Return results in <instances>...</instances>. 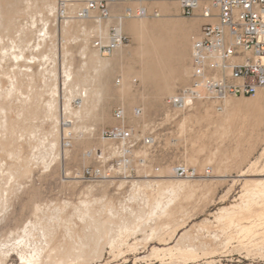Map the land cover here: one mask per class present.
Segmentation results:
<instances>
[{
  "label": "bare ground",
  "instance_id": "1",
  "mask_svg": "<svg viewBox=\"0 0 264 264\" xmlns=\"http://www.w3.org/2000/svg\"><path fill=\"white\" fill-rule=\"evenodd\" d=\"M18 3L24 4L23 9H18ZM34 3L33 0H0V17L2 19L7 17L5 20H0V28L3 29L2 33H5V35L0 36V43L7 41L9 44V47L4 46L5 48L0 50L2 55L0 60V89L2 90V96L0 95V98L2 97V102L0 101V178L7 175V180L4 182L8 181L7 184L11 181L14 182L10 188H5L0 184V264H55L69 261L71 258L75 260L83 258L85 260L87 259L85 257L88 256L90 258L93 254L102 253L103 241L108 240L106 243L109 244V238L112 237L110 234L114 231L113 226L117 225L119 215L125 214V212L126 215L123 214L121 217L123 222V219L128 222L131 218L134 220L133 223L131 222L133 227L125 225L126 232L133 231L135 233L137 229L142 230L141 227L144 224L154 222V226L151 227L150 238L156 237L161 241V245H164L163 242L166 241L163 236L166 232L174 226H180V215L182 216L184 211L183 204L179 202L181 194L187 191L194 193L198 188H201L200 190L202 188L211 189L214 181L208 183V181H197L191 178L171 180L168 179L171 176L167 177L163 174L156 176L155 180L131 181L138 191L144 187L146 196L143 201L148 212L145 211L146 209L141 211L134 208H130L129 211V208L127 209V206L123 205L122 209L119 208L121 209L120 213L110 204L107 210L109 215L105 218L100 217L104 215H99L96 211L91 210L87 201L81 202L82 206H85L84 209L80 208L81 206L75 207L74 213L68 211L70 204L66 202L64 206L60 203L56 206L53 203V207L50 205L51 203L44 206L42 204V191L34 185L30 188L28 201L19 202L21 204L20 211L18 212L14 208L16 201L20 200V190L25 189V187L22 188L21 181L32 179L34 173L32 163L33 160L39 158L36 153H32V157L25 156V144L22 142V138L25 134L30 135V137L32 135L33 139L37 137L35 134L36 122H39L38 119L42 117L43 113L46 117L57 122L54 124L55 127H52L53 135L59 132V122L57 121L59 117H57L58 114L56 115L58 98H55L59 91H57L59 84L56 83L59 66L55 67L57 64L56 57H58L55 55L56 52L58 53L56 41H58L57 32L59 30L56 31L55 24H53V18L58 13V3L56 0H48L46 19H43V14L38 16L40 20L35 19L36 16L31 17L29 14L31 21L28 24L18 18L22 16L21 14L27 16L30 10L33 11ZM6 4L7 10L4 9ZM128 4L130 6L116 5L112 7V17L108 21H102L97 17V13H92L90 18L77 19V21H69L65 18L66 23L63 21V24L61 23L63 25L60 28L62 39L69 42L68 44L73 39L74 45L77 44L76 46L80 47V54H78L81 60L77 65V70L72 68L71 60H68V56L71 55L70 57H72V53H69L67 47H64L63 56L60 57H63V62H61L63 68L61 69L64 73V89L66 91L70 89V94L76 93L80 96L81 107L77 110L73 108L72 96L63 97L65 98L63 107L65 121L63 125L69 126L66 121L69 113L72 114L74 120H70L73 121L71 127L62 128L64 139H71L69 145L63 143L60 147V137L54 136L55 139L52 143L56 148L55 160L59 156L77 159L79 155H82L87 161L86 150L96 151L94 148L97 149V146L103 147L104 154L118 155L119 157L115 143L104 138H96L97 126L114 121L109 114V105L115 102L132 105L136 100L132 82H136V78H139L143 85L154 84L157 88L155 96L157 95L158 100L166 94L171 95V97L174 96L177 83H186L190 78L192 43L205 21L201 18L191 21L179 18L180 6L171 0H154V4L160 9L162 17L158 16L154 20L143 17L124 18L122 15L125 14L127 8L135 10L140 5L149 6L147 2L133 1ZM39 11H43V9ZM50 17H53V20ZM112 27L129 34L133 38L135 47L131 50L126 49V47L119 48L115 51L112 59L103 58L94 48L93 42L95 38L106 41ZM92 38L94 39L92 40ZM27 50L31 53L27 54ZM73 58L71 59L75 61ZM48 62L50 65L46 68L48 64L45 63ZM3 63L7 64L8 67H4ZM72 69H75L76 72H73L75 70ZM119 72L122 79L119 80L118 85L114 86L113 81L115 79L118 81L116 74ZM42 80L45 81L44 85L51 95H49L51 98L48 100L43 98V94L40 93L41 90H38ZM47 80L52 81V83ZM205 103L216 104L215 102L198 101L188 112L195 111L199 105ZM223 104V108L220 110L205 106L203 113L198 111L195 115H189L181 122L179 131L182 135L195 121L200 124L206 122L208 125H215V130L212 132L208 144L204 141L207 137L204 131L201 130L197 134L196 140L201 144L199 153H204L208 149L203 160L199 158L200 155L195 154L188 157L185 164L179 165L192 166L196 170L199 166L203 172L209 168L212 171V176L218 177V174L226 175L229 171L231 159L232 162L240 166L247 161L250 165L249 170L255 173L252 176L256 178L245 184L242 202L222 209L217 221L222 228L237 225L241 233L249 234L264 220V174H260L258 171V161L251 159L260 140L257 130L264 125L263 97L261 94L255 97H243L240 100L229 97L224 100ZM136 117H129L128 120L136 123ZM167 118H170V115H167ZM243 121L249 126H253L251 138L248 140L239 136V125ZM227 141L236 145L230 153L228 152L231 149H226ZM68 146L73 147L72 151L67 149ZM37 163H39L38 160ZM134 164L132 163L131 167H134ZM50 166L47 164L45 168ZM129 168L122 170L129 172L127 170ZM256 172L258 173L256 174ZM240 173L241 177L247 174L243 171ZM125 178L130 177L126 176ZM110 183V181L104 182L105 185ZM125 183L122 182L120 187H123ZM87 189L90 190L93 187H87ZM210 194L207 193V195ZM136 199V193H133L130 200ZM119 205L121 206V204ZM12 207L13 209L10 211ZM51 207L54 208V211ZM74 215L78 216L79 222L81 221L79 226L76 224L72 226L71 221ZM119 223L121 224V222ZM201 227L203 228L205 225ZM127 237L128 234L126 238L121 237L120 242L125 243ZM188 237L189 234L185 233L174 247L155 250L154 252L171 253L173 250H178L181 248V243ZM115 241L114 239L110 242L112 251L115 247ZM120 246L122 245L118 247ZM201 246L209 248L212 245L211 242L206 241ZM132 248L133 251H137L136 246ZM186 250L187 248L185 252ZM191 250L195 251L192 248ZM101 257L102 255L99 258Z\"/></svg>",
  "mask_w": 264,
  "mask_h": 264
},
{
  "label": "rangeland",
  "instance_id": "2",
  "mask_svg": "<svg viewBox=\"0 0 264 264\" xmlns=\"http://www.w3.org/2000/svg\"><path fill=\"white\" fill-rule=\"evenodd\" d=\"M77 1H82V0H77ZM171 1L177 3L175 0H171ZM33 2H35L34 3L35 7H33L32 9L33 11L30 10L27 16L21 14L22 16H25L23 18L22 16L18 17L21 18L24 22H27L28 24L31 21L30 18L32 16L33 17L36 16L37 18L35 17V19L37 20H40V18L38 17L39 15L43 14L44 15L43 19H46L45 17L48 16L46 15L48 0H33ZM56 2L58 3V13L56 14V17L58 16L57 17L58 20L56 19V17L55 18L50 17V19L52 18L54 19V20L52 19L55 22V23L53 22V24H55L54 27L56 28V31L59 30V32H57L58 35L57 40L59 42L56 41L58 43V45L56 44V49H58L56 51H58V53L56 52L55 55L58 56L56 57L57 64L55 65V67H57V65L59 66L58 69L56 68L57 71L59 72V73L57 72L58 80L56 79L57 81L56 83L59 84V89L57 85V91L58 90L59 91L57 92L58 94L55 96V98H58L56 115L58 114L57 117H59L57 119V121L59 122L58 123L59 132L56 133L54 132L55 134L53 135V128L55 127L54 124H57V122L56 121L54 122L52 118L46 117L45 113H43L41 115L42 117L40 116L41 118L38 119L39 122H36L37 124L35 123L36 124L35 134H37L36 135L37 137L33 139V136L31 135L32 139H30L31 138L30 135L25 134L24 137L22 138L23 140L21 139L22 142L25 144L24 145L25 156L32 157L33 155L32 153L34 154L36 153L37 157L39 156L40 159L36 158L35 161L33 160L32 164H33L34 173L32 174V179L21 181L22 188L25 187V189L20 190L21 192L19 193L20 200L16 201V205L14 208L18 212L20 211L21 208L20 203L28 201L30 188L31 186L34 185L36 187H39L42 191L43 202L42 201L41 202L42 204H44V206L45 204H50V203L51 206L53 203L54 206H56L59 203L60 205L64 206V203L66 202L70 204L68 211L71 213L75 212V207L81 206L80 208L84 209L85 206L84 205L82 206L81 204L82 201H87L89 203V208L91 210L96 211L99 215L100 214L104 215V216H100L102 218L103 217L105 218L109 215L107 210L110 204L113 205L116 211H120V213L123 205L124 206L126 205L127 207L126 206L125 207L127 209L129 208L128 209L129 211L130 208H134L136 210L140 209L141 211H144L146 209L145 211L148 212V208L145 207L143 201V198H145L146 196V191L144 190V187H142L141 191H138L137 187H135L133 182L131 181L141 182L145 180H155L156 179L155 177L159 176V174L160 175L163 174L167 177L171 176V178H168L171 180L184 179V178L175 177L172 172L173 168L179 164H185L187 162V158L190 157L191 155L198 154V156L200 155L199 158L203 160V158L208 153V149L204 151V153H199L201 144L196 140L197 134L201 130L204 131L207 134V137L204 139V141L206 142V144H208L210 142L209 139H211L212 132L215 130V125H208V123L206 122L200 124L197 121H195L194 123H192V125H190V128L186 130V133L185 134L183 133V135L179 131V127H180L179 125L184 120V118L188 117L189 115H195L198 111L203 113L204 112L203 107L205 106L215 107L213 109L216 108L219 110L222 109L224 105L223 104L224 101L222 102L211 101V102H215L216 104L213 103L201 104L197 107L195 111L191 113L185 112L181 114H172L168 105V99L171 97V95L166 94L160 100H158L157 95L155 96L157 91L156 86L154 84L143 85L141 83V80L135 77L137 81L132 82L134 93H136L135 94L136 97H134L136 98V100H134V103L132 105H127L119 102L110 104L109 114L111 119L114 121H109L107 123L97 126V132H96V138L98 139L104 138L103 132L118 124L117 121H115V116H114L115 111L118 109H122L124 110L126 117L125 126L133 130L138 139L143 140L147 136L152 135L155 139V144L153 147H147L142 142L138 143V146L134 151V157L132 160V163L133 164L135 163L133 169L129 172H126L125 170L118 169L116 166L114 170H110L112 166L116 163L118 155L115 156L111 154L110 155L104 154V149L101 146H97V149L95 147L94 150L96 151L93 152H91L89 149L86 150V153L88 154L87 161L84 159L82 155H79L77 159L74 158L72 159L67 157L66 159L64 156H59L58 159L60 157L61 158L59 160L58 159L55 160L54 158L56 156V148L53 146L52 143L55 139L54 136L58 135V137H60L59 138L60 147H62L63 143L69 145L71 139L70 138L64 139L62 128L71 127L73 125V121L70 120H74L72 114L69 113L67 114V117L68 115L69 117L66 120L68 123L66 124L69 126L63 125L65 121L64 120L65 115L63 114L65 98L63 97L72 96L73 108L77 110L81 107L80 105L77 104V100H80V96L77 95L76 93L70 94V89L68 90L69 93L68 91H66V89H64L65 88V86L63 85L64 73L63 70L61 69L63 68L61 63L63 62L62 60L63 57H60L63 56L62 53L64 52V47H67L69 53H72V57H70L71 55L68 56V60L69 61L71 60L72 68L76 69L78 67L77 66L78 63H80L81 60L79 57L80 47L76 46L77 44L74 45L75 42L73 43V39L70 40V44H68L69 42H67L66 40L62 39L63 37L60 28L63 25H61V23L62 24L63 22L66 23V21L65 18L60 17L61 16L59 11L60 0H56ZM22 4L21 3L17 4V6H19L18 9L21 8L23 9L24 4L23 5ZM74 4L75 5L72 7L71 10L72 12H77L84 5L83 2H76ZM76 4L79 5L77 6ZM147 4L149 5L147 6V8L149 10L150 15L148 17H143V18H147L149 20L156 19L157 17L152 15L154 11H158L160 13V17H162V13L160 9L154 4V0L148 1ZM118 6L127 7L130 6V4L123 3ZM4 9L6 10L8 9L7 4L5 5ZM42 9L43 11H39ZM29 14L31 17L29 16ZM122 16L124 18H127L125 17L126 16L125 14H123ZM6 18H7L6 16L3 19L2 17H0V20L1 19L5 20ZM134 18H139V17H134ZM179 18L188 21L194 19H200V17L198 16L192 18H186L181 14V10L179 11ZM74 20L77 21V19ZM201 28H200V32L198 33V35H196L195 39H197L200 36ZM2 31L3 29L0 30V36L5 35V33L3 34ZM125 34L128 36L129 39V43L125 47L126 49L131 50L135 47L133 38L129 34L127 33ZM93 39L94 38H92V40ZM195 39L193 40V43ZM193 43H192V47H193ZM4 46L6 48L9 47L7 41H5L4 43H0V50ZM30 53H31L30 51L27 52V54ZM113 56L114 54L109 58L112 59ZM1 58L2 55L0 52V60ZM71 58L75 59V61L72 60ZM73 63H75L76 65ZM45 64H48L47 67L44 66L46 68H48L50 65L49 62ZM3 66L6 68L8 67L7 64L4 63ZM76 70L73 72H76ZM191 75H192V66H191L190 78L188 82L186 81V83H177L174 94L178 93L181 89L187 87L190 84ZM120 76H121L120 72L116 74V78L118 79V81H116V79L113 81L114 86L118 85L119 80L122 79V77ZM42 81L40 82L41 86H39L38 90L40 89L41 91L40 90L39 91L40 93L43 94V98L48 100L49 98H51L50 97L51 95L50 92H48V88L45 87L44 85L45 81L43 82ZM47 81L52 83V81L50 80ZM1 91L2 90L0 89V95L2 94ZM65 91L67 94L65 93ZM233 98L235 100L243 99V97H233ZM0 101L2 102V99ZM43 110L44 109H42V112H44ZM138 110L142 111L140 115H137ZM219 110L218 113L220 112ZM167 115H170V118H167ZM134 116H137L136 123H133L130 120H128L129 117H134ZM55 130L57 131V129ZM252 131H253V126L252 127L249 126L248 123H246L245 121H243V123L239 125V136H241L243 139L244 138L246 140L250 139L252 135ZM257 133L258 135H260L259 138L260 140L258 141V146L256 150L253 152L251 159L253 161H258L257 164L258 171H260V174H264V171L262 170L260 163L261 148L263 144V125L260 128H258ZM110 142L114 143L113 141ZM31 147H35V148H31ZM235 147L236 145L227 141L226 149L229 148L231 149L229 150L228 153L232 152L235 149ZM67 149L72 151L73 147L68 146ZM37 160L39 163H37ZM45 164L46 165L50 164L51 166L49 168H45L46 166ZM229 165H230L228 169L229 171H227L228 174L227 173L226 175L218 174L217 175L218 177H214L211 175L209 178L203 177L202 176L203 169L199 166L197 167L200 176L198 178H192V179H195L197 181H208V183L214 181V185L211 187V189L202 188V190H200L201 188H198L197 190L194 191V193L187 191L188 193L185 192L186 194L185 193L181 194V199L179 200V202L183 204L185 212L183 211L182 216L180 215V220H181L180 226L177 227L174 226L163 236L164 240L166 241L163 242L164 245H161L162 243H160L161 241L158 238L156 237L153 239L150 238L152 234L151 227L154 226L153 224L154 222H148L149 224L148 223L144 224L145 227L144 226L141 227L142 230L137 229V232H135L136 234L133 231L126 232L125 225L128 227H133L134 225L132 223L134 220L133 218H131V220L128 222L127 220L123 219L124 220L123 222L121 220V217L124 214L123 213L124 211L122 210L123 214L119 215L120 220L119 219H118L119 221L117 220L118 223L117 225L113 226L114 231L113 233L110 234V236L112 237L110 236H109L110 238L108 237L109 244H107L108 240H105L103 241L104 243H102L103 245L102 253L93 254V256L91 255L92 257L90 258L89 256L85 257L87 258L85 260L84 258L80 260H75L71 258L69 259V261H66L67 263L57 262L55 264H264V220L260 222L253 229V232L249 234L241 233L237 225L227 226L222 228L220 227L217 221V218L219 217L222 209L226 207H232L233 205H238L242 202L243 195L245 193V184L251 181L252 179L256 178L252 176L255 173L249 170L250 165L247 161L240 166L235 162H232L231 159ZM36 166L37 168H35ZM99 168H102L104 170L103 176L95 177V178L86 176L87 170L93 171ZM190 168L193 167L190 166ZM241 171L246 172L247 174L241 177L240 176ZM257 173L258 172H256V174ZM126 176H129L130 178H125ZM6 177L8 176L7 175L4 176L5 179L3 177L0 178V184L5 188H10L12 187V185H14V182L11 181L9 184H7L8 181H5L6 182L5 183L4 180H7ZM105 181H110L112 184L110 183L105 185L104 184ZM122 182H126V183L123 187H120ZM87 187H93V189H90L91 190L90 191L89 189H87ZM133 193H136V197H137L136 200H130L132 198ZM207 193L209 194L211 193V194L207 195ZM179 202L178 204H180ZM119 204H121V206ZM12 209L13 207L10 208V211ZM52 211H54V208H52ZM124 215H126V212ZM79 220L80 219L78 218V216L74 215L71 221L72 226H74L75 224L79 226L81 224L80 223L81 221L79 222ZM119 222H121V224ZM204 225L205 227L202 228L201 226ZM185 233H188L189 237L186 240H184L185 242L183 241L181 243L180 246L181 248H178V250L175 251L173 250V252L171 253L167 252L169 254L164 252L162 253V251L157 253L154 252L155 250H163L170 247H174L177 241L179 240V238ZM127 234L128 237L127 239H125L126 244L121 243L120 242L121 237L126 238ZM114 239L116 241L114 242L115 247L112 251L110 242L113 241ZM206 241L209 243L211 242L212 246H209V248L207 247L203 248V246L201 245ZM167 243L168 245H165ZM119 245H122L120 246L121 248L118 247ZM134 246L137 247V251H133L132 247ZM186 248L187 250L185 252ZM188 248H190L189 252H188ZM191 248L195 249V251L191 250ZM101 255L102 257L99 258Z\"/></svg>",
  "mask_w": 264,
  "mask_h": 264
},
{
  "label": "built area",
  "instance_id": "3",
  "mask_svg": "<svg viewBox=\"0 0 264 264\" xmlns=\"http://www.w3.org/2000/svg\"><path fill=\"white\" fill-rule=\"evenodd\" d=\"M144 3L150 0H60L59 11L63 18H90L97 13L102 21L111 17V9L116 5L129 2ZM186 18L200 17L205 21L200 36L195 39L192 49V75L190 84L168 99L172 114H181L192 110L198 101L222 102L229 97H255L261 94L264 110V0H175ZM76 2L83 7L72 12ZM125 17H148L149 10L144 5L133 10L127 8ZM153 16L160 13L154 11ZM128 36L112 27L108 39L95 38L94 48L102 57L109 58L119 48L127 46ZM81 105V100H77ZM137 111V115L141 114ZM117 125L103 132L106 140L116 144L119 157L110 170L117 166L122 170L132 166L134 151L138 143L153 147L152 135L138 139L134 131L125 126V113L115 111ZM261 168L264 171V125L261 148ZM133 167L127 169L131 171ZM177 178H197L195 168L177 165L172 170ZM104 175L102 168L87 170L91 178ZM211 169L204 170L202 176L209 178Z\"/></svg>",
  "mask_w": 264,
  "mask_h": 264
}]
</instances>
